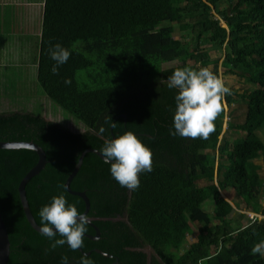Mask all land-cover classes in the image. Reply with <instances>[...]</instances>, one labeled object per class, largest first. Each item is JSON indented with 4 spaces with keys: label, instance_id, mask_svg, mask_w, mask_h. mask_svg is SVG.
<instances>
[{
    "label": "trees",
    "instance_id": "1",
    "mask_svg": "<svg viewBox=\"0 0 264 264\" xmlns=\"http://www.w3.org/2000/svg\"><path fill=\"white\" fill-rule=\"evenodd\" d=\"M221 1L45 0L37 53L26 48L27 60L0 64V84L8 94L26 90L28 95L27 84L9 85L8 78L17 80L9 69L28 72L31 63L47 98L85 126L73 131L33 110L0 112L1 141H34L46 152L45 166L26 185L40 225V208L61 192L84 212L85 201L70 193L65 182L86 149L100 151L104 139L133 131L153 151L152 171L140 173L135 190L115 181L110 165L98 154L85 153L71 188L86 191L88 216L98 218L95 224L101 230L100 241L84 237L82 248L97 246L110 255L90 256L95 264H264V257L251 253L264 240V171L256 162L261 156L264 160V138L258 134L264 133V0H225L229 11L220 9ZM175 22L198 41L207 36L225 44L222 63L210 67L206 51L190 49L188 41L176 37ZM57 42L72 55L53 73L49 48ZM181 59L163 68V63ZM184 66L208 67L219 76L223 66L225 73L248 81L242 90L230 87L222 102L245 101L244 120L228 125L244 136L230 138L224 132L221 112L207 139L169 134L176 89L167 87V78ZM53 108L56 114L59 109ZM106 117L112 120L106 122ZM101 125L103 136L97 134ZM38 160L30 148H0V210L10 237L8 264H61L64 255L77 264L72 257L85 256L80 250L67 244L50 248L49 239L26 218L18 187ZM229 186L247 213L254 214L246 223L229 217L233 203L222 193Z\"/></svg>",
    "mask_w": 264,
    "mask_h": 264
},
{
    "label": "clouds",
    "instance_id": "2",
    "mask_svg": "<svg viewBox=\"0 0 264 264\" xmlns=\"http://www.w3.org/2000/svg\"><path fill=\"white\" fill-rule=\"evenodd\" d=\"M49 55L55 61L51 71L57 73L59 66L67 63L72 53L69 48L57 42L49 48ZM167 80V87L176 89L175 110L169 134L207 139L215 131L216 117L222 110L225 96L231 94V88L208 67H179ZM64 83L71 84V79L65 78ZM109 119L111 117H106V122ZM115 126L112 121V127ZM105 131V127L101 125L97 134L103 136ZM100 153L104 163L110 165L112 178L130 190L140 186V173L152 171L153 151L133 131L104 139ZM39 215L40 231L49 239L50 248L55 249L65 244L72 250L83 247L89 217L78 211L75 203H69L63 192L51 197L50 202L40 208ZM251 253L264 257V240L255 243ZM61 264H71L70 258L67 255L61 256ZM79 264L95 262L85 255L80 258Z\"/></svg>",
    "mask_w": 264,
    "mask_h": 264
},
{
    "label": "rangeland",
    "instance_id": "3",
    "mask_svg": "<svg viewBox=\"0 0 264 264\" xmlns=\"http://www.w3.org/2000/svg\"><path fill=\"white\" fill-rule=\"evenodd\" d=\"M229 4L225 1H221L220 9H227L229 11ZM27 6L25 4L18 3V1H0V38L7 40L8 37L13 36L12 40L9 39L10 49L14 50V37L17 41H19V36H26L31 33L36 26L31 27L29 23V18L26 14ZM212 13L215 14L216 17H220L219 14L212 10ZM223 25L225 21L222 19ZM175 35L177 38H182L185 41L189 42L190 49H200L201 51H206L208 58L212 60L210 67H213L214 64L219 62L222 63L223 57L225 55V44H220L218 42H211L207 36L201 41H198L195 37L192 36L191 32L186 29H181V24L175 22ZM34 32V31H33ZM7 42V41H6ZM8 48V44L5 43L3 46H0V50ZM15 51V52H14ZM13 51V55H3L1 58L3 60H8L17 62H23L27 60V49L23 46L22 48H16ZM16 59V60H15ZM181 60L170 61L163 63V68H169L172 66H176ZM190 63H194L195 60L188 59ZM7 61H3L1 64H5ZM34 65L31 63L28 64V72L24 70L22 67L20 68H11L12 74H16L17 80L9 79V85H14L16 82H20L28 85L29 93L25 95V91L21 94H15V96H11L12 94H8L3 90V87L0 84V112H10L15 110L21 111H35V112H43V114L49 118L56 119L57 121L63 122L65 126L73 131H83L85 130V126L82 123H78L77 120L73 116H71L67 111L63 108L54 104L51 100L47 98V96L43 93L42 87L39 81L36 78V70L34 69ZM225 67L220 66L219 71L221 72L220 77L225 81L226 85L229 87L242 88L244 89L248 85V81L245 79L239 78L237 75H231L224 72ZM23 73L25 76H22ZM11 74V75H12ZM3 80L1 79V82ZM48 99V100H47ZM58 108L59 111L54 114V108ZM221 113L223 116H219L218 120L223 125V130L225 133L230 136V138L236 136H244V132L241 130H236L233 128H229V122L238 123L242 122L245 118L246 114V103L244 100H239L238 102L229 105L226 101L222 105ZM258 134L264 138V133L258 131ZM257 163L262 165V171H264V160L263 157H258L256 159ZM223 195L228 198L233 203V210L230 213L229 217L233 218L235 221H240L242 223L248 222L249 218L253 216V213H247L244 209L243 202L241 197L237 194L236 190L229 186L222 191ZM261 202L264 203V198L261 199ZM207 209L212 211V206L208 205ZM194 238V235L189 236V240L191 241ZM145 250L148 254L152 253V249L150 247H146Z\"/></svg>",
    "mask_w": 264,
    "mask_h": 264
},
{
    "label": "water",
    "instance_id": "4",
    "mask_svg": "<svg viewBox=\"0 0 264 264\" xmlns=\"http://www.w3.org/2000/svg\"><path fill=\"white\" fill-rule=\"evenodd\" d=\"M113 137H115V136H113ZM23 147L35 150L39 155V160H38L37 164L34 167H32L26 173V175L23 177V179L21 180V182L19 184L18 190H19L21 203H22V206H23L27 220L30 222L31 226L35 230H37L38 232H41L40 231L41 225L37 222L36 218L33 215L32 210L30 208V204H29L27 194H26V185H27L28 181L33 176L38 174L40 172V170L45 166V164L47 162L46 152L42 146H40L38 143H36L34 141H19V140L18 141L17 140H3V141H1L0 140V148H23ZM88 151H92V152L98 154L100 157H102L101 153L98 149H95V148L86 149L80 155L77 164L75 165L73 171L70 173V175L68 176V178L65 182V186L70 193L79 195L85 201L86 208H85L83 213H86V214H88V212L90 210V199H89V197L85 191H79V190L72 189L71 188V181L75 177L77 172L79 171L80 166L83 162L84 155ZM94 227H96V229H97V226H94ZM98 231H99V229H98ZM93 238H96V237H93ZM97 251L104 254V255L110 256L109 254H107L106 252H103L101 250H97ZM9 259H10V237H9V232H8L6 222L3 218V215H2L1 210H0V264H8Z\"/></svg>",
    "mask_w": 264,
    "mask_h": 264
},
{
    "label": "crops",
    "instance_id": "5",
    "mask_svg": "<svg viewBox=\"0 0 264 264\" xmlns=\"http://www.w3.org/2000/svg\"><path fill=\"white\" fill-rule=\"evenodd\" d=\"M0 1H12V0H0ZM18 1V3L25 4L27 6L26 14L29 18V23L32 26H36L31 33L26 35L25 37L20 35L19 41H17L14 37V50L16 48H32L34 53H37V46L39 43V37L41 36L42 29V21L45 7V0H14ZM13 36L7 38V42L5 39L0 38V46H3L5 43L8 44V48L0 50V64L4 61L1 57L3 55L12 54L14 50L10 49L9 39L12 40ZM15 52V51H14ZM36 65V64H35Z\"/></svg>",
    "mask_w": 264,
    "mask_h": 264
},
{
    "label": "flooded vegetation",
    "instance_id": "6",
    "mask_svg": "<svg viewBox=\"0 0 264 264\" xmlns=\"http://www.w3.org/2000/svg\"><path fill=\"white\" fill-rule=\"evenodd\" d=\"M86 192V191H85ZM87 194V193H86ZM89 213V212H88ZM88 215V214H87ZM89 217V220L90 222L88 223L92 228L93 230L91 231H86V233L84 234V237L86 238H90L92 240H96V241H100L102 236H101V230L100 228L98 227V225L95 224V220L98 219L96 217H93V216H88ZM94 226H97V229L96 227ZM99 229V231H98ZM93 237H96V238H93ZM78 250H80V252L83 254V255H86L88 257H92L95 253H100L98 252L97 250H101L100 248H98L97 246H93L92 248L88 249V250H85L83 248H78ZM102 251V250H101ZM104 252V251H103ZM102 254V253H101ZM108 254V253H107ZM104 255V254H103ZM108 256V255H107ZM73 260L76 261L77 264H79V261H80V258L78 256H74L72 257Z\"/></svg>",
    "mask_w": 264,
    "mask_h": 264
}]
</instances>
